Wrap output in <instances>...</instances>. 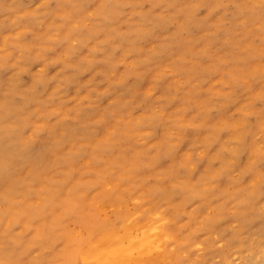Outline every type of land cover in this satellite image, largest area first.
I'll return each instance as SVG.
<instances>
[{"label": "rangeland", "instance_id": "obj_1", "mask_svg": "<svg viewBox=\"0 0 264 264\" xmlns=\"http://www.w3.org/2000/svg\"><path fill=\"white\" fill-rule=\"evenodd\" d=\"M174 41L201 46L191 101L181 95L172 106L180 93H165L163 83L143 86L133 114L116 118L132 146L119 129L101 131L100 117H83L106 112L112 90L94 86L86 69L72 90L61 84L82 62H94L101 84L121 80L140 56ZM107 50L113 55L105 59ZM164 69L182 88L180 72L170 63ZM181 127L190 132L185 140ZM248 129L247 150L239 151ZM164 150L170 162L159 160ZM192 190L236 202L226 201L221 214L220 197L201 205ZM256 193L246 220L264 217V0H0V264H73L76 244L93 230L151 213L168 236L149 259L166 251L168 264H204L211 241L212 264L223 256L243 264L239 248L205 226L223 216L221 229L236 232L244 220L237 202ZM245 241L249 248L259 242L256 235Z\"/></svg>", "mask_w": 264, "mask_h": 264}, {"label": "bare ground", "instance_id": "obj_2", "mask_svg": "<svg viewBox=\"0 0 264 264\" xmlns=\"http://www.w3.org/2000/svg\"><path fill=\"white\" fill-rule=\"evenodd\" d=\"M190 16L189 12V16L186 19V25L191 22ZM254 17L255 16L253 14H250L249 20L254 22ZM252 29L259 30L261 28H259L257 24H254ZM258 33L261 34V31ZM194 45H196L194 41H190L189 44H183L179 41L166 42L161 48V50H163L162 52L154 56H140L134 62L129 71H124L126 74L122 75L123 79H117L109 83L106 82V84H101L100 81V79L102 80L104 78L103 74L102 76H98V78L95 76L96 66L94 65V62H82L80 63V66L67 70V74L62 78L61 84L64 88L72 90L76 84L80 85V70L86 69L92 73L90 81L95 84L94 86L97 85L99 87L100 85H106L110 90H112L110 93L111 98L109 99L112 105L108 107L106 112H100L99 110L101 108H96L93 111L88 110L84 112L83 117H100L101 121L99 120V123L101 131H106L108 127L119 129L121 131L120 133L126 140V146L129 147L132 146V136L130 132L128 133L126 131V128H123L118 124L116 118L121 117L122 114L127 111L132 113L136 109L137 102H139L141 98L140 96L143 92V86L151 85L153 83H163L165 85V93H167L166 88L168 89V93L171 92V95L180 93L179 95L172 97L169 102H167L172 106L177 104V98L181 95H185L186 102L191 101V83L192 81L198 79L200 68L203 66V64H201L202 61L199 60V56L202 54L201 46L196 45L197 47H195ZM104 52V57H106L105 59L113 55L112 50ZM185 55L186 57H183ZM181 58H186V64L183 65V60ZM168 63L174 66L175 72H180L179 74H181L184 81L182 88H180V86H174L171 83L172 80H168V77L165 76L164 68L167 67ZM180 63H182V65L177 66ZM107 71L108 70L105 69L103 72L106 74ZM76 99H78V97H75V100ZM122 100L126 101L124 102ZM151 107V103L147 101L146 109L148 114H146V117L150 116ZM104 118H112V121L104 123ZM144 122L145 119L137 123L134 127H136V129L141 128V125L143 126ZM158 124L162 128L165 127L164 122H160ZM84 125L87 126V122H85ZM205 125V123L200 124V131L204 130ZM53 129L54 128H50V130L46 132V135L51 134ZM81 129L83 133H87L88 131V127L83 126ZM189 134L190 132L187 130V127L180 128L179 135L183 137V140H185ZM252 134L253 131H250L249 129L245 131V133L240 134L239 139L241 144L238 146L239 151L247 150L243 145V139L246 136L252 137ZM49 137H52V135ZM48 140L49 138L47 136L43 139L44 142H48ZM141 158L143 159L144 157ZM141 158H139V160H141ZM173 158V154L170 153V151L164 150L163 153H159V160L161 162L165 160L170 162ZM112 162L116 163V160H112ZM213 180H216V183H219V178H214ZM211 193L213 194L208 193L206 195H202L197 193L195 190H192L191 196L192 198H196L197 202L201 205L210 201L212 198L214 199L215 197H220L222 200L219 198L221 203L217 209L221 211V214H223V211L226 209L225 203L230 199L229 195H218V193L214 194V192ZM256 196L259 197L260 194L256 193L253 197L239 199L237 202L239 215H244L245 213L250 212L258 205V202L256 201L258 197ZM230 200L236 202L235 198ZM244 218L245 215L243 219ZM225 219L226 218L221 216L207 222L205 226L206 234L215 235L216 231H222V240L227 244L233 246L236 245L241 251L243 264H264V217L255 215L252 220H242L243 222H241L239 226L240 229L236 230V232L223 231L225 229H221L220 224L224 223ZM249 235H256L259 240L254 248H249L246 244L245 239ZM167 236L168 233L161 228L160 220L152 213L141 220L126 218L108 229L99 228L93 230L87 241L85 239H82L80 242L78 241L76 247L74 248L75 261L73 264H168L167 261L169 259V255L166 251L165 253L158 254V256L152 260L147 257L149 254L162 247L164 244L163 240ZM193 244L196 243L191 241L190 243H186L185 246L189 247ZM212 246L213 242H206L205 254L203 256L204 264L213 263L212 260L215 254L212 250ZM19 254L20 253L18 252L14 256H19ZM175 260V264H181L182 262H185L186 264H193L188 258L183 261L179 258ZM221 262H223L221 264H230L224 256L221 258Z\"/></svg>", "mask_w": 264, "mask_h": 264}]
</instances>
